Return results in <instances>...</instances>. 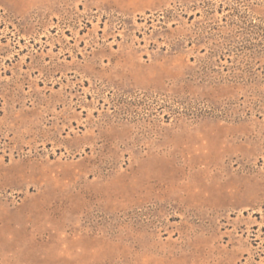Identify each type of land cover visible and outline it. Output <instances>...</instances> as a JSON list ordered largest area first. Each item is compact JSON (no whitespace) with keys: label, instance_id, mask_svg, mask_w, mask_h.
<instances>
[{"label":"rangeland","instance_id":"374dc122","mask_svg":"<svg viewBox=\"0 0 264 264\" xmlns=\"http://www.w3.org/2000/svg\"><path fill=\"white\" fill-rule=\"evenodd\" d=\"M0 264H264V0H0Z\"/></svg>","mask_w":264,"mask_h":264}]
</instances>
